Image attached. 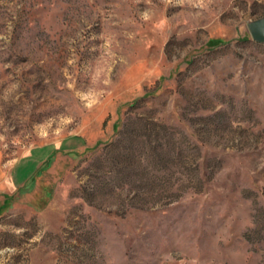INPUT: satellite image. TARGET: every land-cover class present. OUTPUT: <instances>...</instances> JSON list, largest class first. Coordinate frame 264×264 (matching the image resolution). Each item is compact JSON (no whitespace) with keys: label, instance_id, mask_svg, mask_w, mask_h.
<instances>
[{"label":"rangeland","instance_id":"rangeland-1","mask_svg":"<svg viewBox=\"0 0 264 264\" xmlns=\"http://www.w3.org/2000/svg\"><path fill=\"white\" fill-rule=\"evenodd\" d=\"M264 0H0V264H264Z\"/></svg>","mask_w":264,"mask_h":264},{"label":"water","instance_id":"water-1","mask_svg":"<svg viewBox=\"0 0 264 264\" xmlns=\"http://www.w3.org/2000/svg\"><path fill=\"white\" fill-rule=\"evenodd\" d=\"M249 32L253 41L264 43V18L252 21L249 25Z\"/></svg>","mask_w":264,"mask_h":264}]
</instances>
